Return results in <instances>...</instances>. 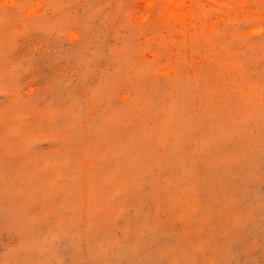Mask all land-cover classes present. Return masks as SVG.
<instances>
[{"label": "rangeland", "instance_id": "1", "mask_svg": "<svg viewBox=\"0 0 264 264\" xmlns=\"http://www.w3.org/2000/svg\"><path fill=\"white\" fill-rule=\"evenodd\" d=\"M0 264H264V0H0Z\"/></svg>", "mask_w": 264, "mask_h": 264}]
</instances>
